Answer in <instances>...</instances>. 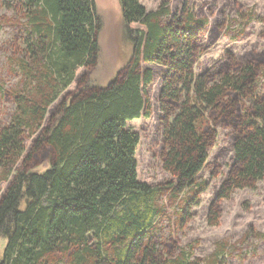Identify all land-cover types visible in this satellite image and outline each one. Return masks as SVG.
Returning <instances> with one entry per match:
<instances>
[{"label": "trees", "instance_id": "16d2710c", "mask_svg": "<svg viewBox=\"0 0 264 264\" xmlns=\"http://www.w3.org/2000/svg\"><path fill=\"white\" fill-rule=\"evenodd\" d=\"M3 1L21 13L26 38L15 72L23 87L11 93L16 109L0 129V264H226L220 256L233 249L224 244L206 262L181 249L165 254L155 224L163 197L176 203L185 189L200 190L194 180L220 124L234 131L220 198L263 180L264 51L244 63L228 53L218 73L196 74L206 18L119 0L133 51L102 85L96 70L110 32L101 33L95 0ZM144 64L165 69L161 163L169 181L156 186L138 181L139 135L127 129L150 116L154 78Z\"/></svg>", "mask_w": 264, "mask_h": 264}, {"label": "rangeland", "instance_id": "374dc122", "mask_svg": "<svg viewBox=\"0 0 264 264\" xmlns=\"http://www.w3.org/2000/svg\"><path fill=\"white\" fill-rule=\"evenodd\" d=\"M14 6L17 0H7ZM148 12L167 3L175 15L189 10L195 17L206 18L205 35L199 41V52L194 71L196 74L218 73L232 54L244 63L252 52L264 51V0H140ZM0 0V129L16 109L13 92L23 87V78L17 75L16 60L25 49L24 27L17 18L19 10H7ZM102 36V51L96 78L103 85L124 67L132 55V46L124 38V27L119 0H95ZM8 18H14L6 20ZM15 21H18L16 24ZM24 21V20H22ZM107 39L109 41L106 43ZM101 43V41H100ZM153 72V83L148 87L149 118L142 117L127 123V129L139 135L136 151L137 178L150 186L169 181L163 171L161 153L164 149V112L160 96L165 69L143 65ZM258 94H264V70L258 78ZM216 138L208 151V158L194 184L199 191L185 189L176 203L163 197L165 207L156 220V243L165 254L181 249L190 260L206 262L220 244L233 249L220 257L226 264H264V178L252 188L221 192L227 184L234 161V131L223 124L215 127ZM42 164L38 170L47 167ZM227 187V185H226ZM196 189V188H195ZM224 190H227L226 188ZM189 199V203L183 202ZM183 218V219H182ZM182 219V220H181Z\"/></svg>", "mask_w": 264, "mask_h": 264}]
</instances>
